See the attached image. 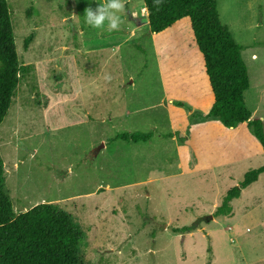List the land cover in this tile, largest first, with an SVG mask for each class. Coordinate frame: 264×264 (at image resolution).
Here are the masks:
<instances>
[{"label":"rangeland","instance_id":"obj_1","mask_svg":"<svg viewBox=\"0 0 264 264\" xmlns=\"http://www.w3.org/2000/svg\"><path fill=\"white\" fill-rule=\"evenodd\" d=\"M7 2L28 69L0 125L15 213L60 206L84 236L83 264H264V174L232 201L230 216L214 215L264 164L263 147L247 124L228 129L187 104L163 103L154 49L142 42L151 35L139 27L143 0H122L111 32L85 22L87 9L107 0ZM217 5L242 47L246 106L264 121V0ZM108 42L116 47L99 51ZM123 132L152 136L126 142Z\"/></svg>","mask_w":264,"mask_h":264},{"label":"trees","instance_id":"obj_2","mask_svg":"<svg viewBox=\"0 0 264 264\" xmlns=\"http://www.w3.org/2000/svg\"><path fill=\"white\" fill-rule=\"evenodd\" d=\"M147 10L149 36L159 34L176 21L189 17L199 50L205 59L215 101L206 117L217 118L228 129L247 123L264 151V121L253 117L244 93L250 76L242 47L234 40L219 16L217 0H143ZM7 0H0V125L4 121L21 75ZM177 105L185 106L182 102ZM151 133L123 132L126 142L147 141ZM264 174V164L246 172L244 179L225 194L215 216H230L232 201ZM84 236L73 217L55 203H41L15 213L5 187V165L0 155V264H83L80 246Z\"/></svg>","mask_w":264,"mask_h":264},{"label":"crops","instance_id":"obj_3","mask_svg":"<svg viewBox=\"0 0 264 264\" xmlns=\"http://www.w3.org/2000/svg\"><path fill=\"white\" fill-rule=\"evenodd\" d=\"M147 14L142 19L143 24L139 25V27L146 28L148 36ZM136 17L134 14L131 19H137ZM137 27H131L128 33L131 36L136 35L139 30V27ZM164 33L165 42L162 44L157 43L156 37ZM144 41H151L154 49L161 82L163 103L175 105L177 102H182L189 105L192 111L198 109L204 115L209 113L214 104L215 97L206 73L203 53L199 50L196 43L191 19L184 17L163 32L152 34L150 40L142 39V42ZM117 44L121 45L120 42ZM114 47H116L114 42H108L99 51L106 52L112 50ZM88 49H85V51H88L87 54L91 53ZM167 62L170 63L169 67H166ZM102 63H106V61L103 60ZM87 78L86 83L88 84L90 77ZM99 78H103V74ZM94 82L95 79L92 80V84L96 86L97 83L94 85ZM104 87L106 85H103ZM85 89L92 90V86L88 84L87 88L85 86ZM90 90H87V92ZM244 124L247 123L241 125Z\"/></svg>","mask_w":264,"mask_h":264},{"label":"clouds","instance_id":"obj_4","mask_svg":"<svg viewBox=\"0 0 264 264\" xmlns=\"http://www.w3.org/2000/svg\"><path fill=\"white\" fill-rule=\"evenodd\" d=\"M123 9L122 0H107L105 3H99L95 11L89 7L86 11L85 22L96 29H102L106 24L109 32L119 30L122 20L118 13Z\"/></svg>","mask_w":264,"mask_h":264},{"label":"bare ground","instance_id":"obj_5","mask_svg":"<svg viewBox=\"0 0 264 264\" xmlns=\"http://www.w3.org/2000/svg\"><path fill=\"white\" fill-rule=\"evenodd\" d=\"M145 11V10H144Z\"/></svg>","mask_w":264,"mask_h":264}]
</instances>
